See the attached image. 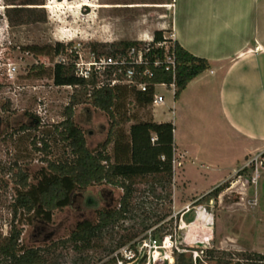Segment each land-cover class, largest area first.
Listing matches in <instances>:
<instances>
[{"label":"rangeland","instance_id":"374dc122","mask_svg":"<svg viewBox=\"0 0 264 264\" xmlns=\"http://www.w3.org/2000/svg\"><path fill=\"white\" fill-rule=\"evenodd\" d=\"M137 1L138 7L129 5ZM149 1L160 0H35L39 4L34 7L41 8L25 15L13 13L10 18L6 8L11 1L0 0V241L15 227L21 230L20 246L50 247L67 238L79 221H96L98 208L118 207L122 188L103 183L75 189L70 203L55 210L51 221L23 210L15 212L21 188L17 172L22 168L34 185L47 166L44 158L66 156L55 126L80 87L54 84L56 61L63 57L71 62L75 55L89 60L93 53L111 52L121 40H161L163 34L154 37L150 32L164 8L153 7ZM57 42L68 48L61 56L24 50L30 44ZM156 92L165 96V103L154 108L156 118L172 116L176 112L173 89L157 86ZM152 110L153 106L135 104L131 95L118 101L120 116L134 117L122 124L121 131L128 135L132 123L153 118ZM36 116L39 121L34 122ZM188 117L175 123L176 141L189 153L186 157L175 150L171 180L163 174L134 178L125 219L105 229L96 246L85 253L77 252L71 243L58 244L47 254L46 264H101L117 253L122 257L117 264H237L246 262L245 254L264 255V170L257 185L250 183L249 170L241 171L249 184L245 193H241L242 183L228 190L237 177L233 175L216 185L226 186L218 197L204 198L215 188L216 179L232 166L241 167L244 160H234L237 149L232 143L214 142L209 122H193L190 113ZM74 121L85 131L91 149L105 140L110 120L104 111L80 103L75 106ZM42 138L49 143L48 151L37 149ZM113 150L111 144L109 152ZM154 230L157 241L151 239ZM85 254L91 257L87 262Z\"/></svg>","mask_w":264,"mask_h":264},{"label":"trees","instance_id":"16d2710c","mask_svg":"<svg viewBox=\"0 0 264 264\" xmlns=\"http://www.w3.org/2000/svg\"><path fill=\"white\" fill-rule=\"evenodd\" d=\"M8 1H11L8 3L11 6L6 8V15L10 18L13 13L25 15L41 8L34 7L39 4L35 0H22L20 3H16V0ZM140 42L121 40L116 44L115 49L107 54L123 52ZM66 48L64 43L57 42L55 45L30 44L25 46L24 50L36 55L50 56L60 55ZM174 50L177 63L174 97L179 98L188 83L207 70L210 64L207 59L195 56L176 41ZM155 54L161 55V49L153 48L150 55ZM43 67L40 66L42 70ZM74 68L73 62H56L52 69L54 84L80 87L78 94L71 95L70 102L64 110L63 120L55 126L59 140L64 143L66 156L54 160L44 158L47 166L42 168L39 180L34 185L29 183V174L19 167L17 183L21 188L15 198V212L23 210L26 213H33L44 221H51L55 210L64 208L70 203L71 193L75 189L84 190L103 183L122 188L123 195L118 207L98 208L96 221L88 219L79 221L67 238L50 247L20 246L21 230L12 227L9 235L0 241V257L3 264H46L47 254L58 244L71 243L79 253L93 249L96 240L105 229L115 227L125 219L134 193V178L148 174H163L171 180L173 176L175 144L172 122H158L153 118L137 120L131 124L128 135L120 129L123 123L133 121L134 117L122 118L117 111L118 101L131 95L138 106L142 108L151 106L155 92L153 86L145 92L127 84L114 86L104 84L98 87L96 75L84 79L74 73ZM151 68L153 71V76L149 79L151 83L172 82V72L166 71L163 67L151 66ZM80 103H89L104 111L110 120L105 140L95 149L88 146L85 131L74 121V109ZM153 136L154 140H152ZM41 141L42 146L37 149L48 151L49 143L44 138ZM33 143L36 144V140ZM111 144L114 146L112 154L109 152ZM244 170H240L239 173ZM225 187L221 184L203 197L206 199L218 197ZM156 233L157 231L154 230L151 235L154 241H157ZM90 258L88 254L83 256L85 262ZM121 258L117 253L101 264H117ZM245 260L246 262L237 264H264V255L248 253L245 254Z\"/></svg>","mask_w":264,"mask_h":264},{"label":"crops","instance_id":"0c3cea01","mask_svg":"<svg viewBox=\"0 0 264 264\" xmlns=\"http://www.w3.org/2000/svg\"><path fill=\"white\" fill-rule=\"evenodd\" d=\"M149 2L155 5L153 7L164 8L160 13L162 18L157 25L154 22L150 33L154 37L170 36L210 64L188 83L179 98H175L176 102H172L176 112L159 120L154 114V106V120L174 124L175 150L187 157L188 148L179 146L176 141L175 123L188 120L190 113L193 122H209L215 143L225 139L235 145L237 155L234 160L243 159L245 163L261 149L264 140V0ZM116 5L121 7V4ZM129 5L138 7L140 3ZM230 169L216 179L212 187L235 175L237 177L228 190L242 183L241 193L247 192L248 180L237 172L240 167L235 165Z\"/></svg>","mask_w":264,"mask_h":264},{"label":"built area","instance_id":"2783aa9c","mask_svg":"<svg viewBox=\"0 0 264 264\" xmlns=\"http://www.w3.org/2000/svg\"><path fill=\"white\" fill-rule=\"evenodd\" d=\"M143 41L136 45L127 48L123 52L116 54H101L93 53L89 60H84L81 57L74 56V73L84 79H90L96 75L98 79L97 86L108 84L109 86L127 84L141 91H147L150 86L154 88V95L151 106L161 104L165 100L162 93H157V86L172 88L173 94L176 91L175 74H176V54L174 50L175 41L170 36H164L161 40ZM153 43V44H152ZM153 48H160L161 55H150ZM73 53V50H70ZM61 56V55H59ZM56 62L68 63L70 59L59 58ZM151 66L154 68L163 67L166 71L173 73L171 83H151L149 79L153 76ZM13 73L15 68L10 69ZM11 73V74H12ZM154 139V138H152ZM249 170L250 183L257 185L261 176V170H264V140L262 147L240 167ZM171 236H167L166 240H170ZM171 241V240H170Z\"/></svg>","mask_w":264,"mask_h":264},{"label":"flooded vegetation","instance_id":"af4514ba","mask_svg":"<svg viewBox=\"0 0 264 264\" xmlns=\"http://www.w3.org/2000/svg\"><path fill=\"white\" fill-rule=\"evenodd\" d=\"M37 121H39V118L36 116V117H35V122H37Z\"/></svg>","mask_w":264,"mask_h":264},{"label":"bare ground","instance_id":"6f19581e","mask_svg":"<svg viewBox=\"0 0 264 264\" xmlns=\"http://www.w3.org/2000/svg\"><path fill=\"white\" fill-rule=\"evenodd\" d=\"M199 223V222H198Z\"/></svg>","mask_w":264,"mask_h":264}]
</instances>
